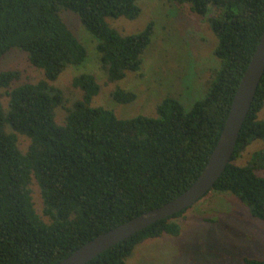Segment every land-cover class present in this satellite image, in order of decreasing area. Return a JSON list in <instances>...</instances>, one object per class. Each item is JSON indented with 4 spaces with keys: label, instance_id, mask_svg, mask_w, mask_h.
<instances>
[{
    "label": "trees",
    "instance_id": "16d2710c",
    "mask_svg": "<svg viewBox=\"0 0 264 264\" xmlns=\"http://www.w3.org/2000/svg\"><path fill=\"white\" fill-rule=\"evenodd\" d=\"M138 1L0 0V65L6 53L20 49L30 65L43 70L42 78L17 85L19 69L0 71V264H55L95 236L176 197L205 166L264 29V0H168L188 3L216 37L213 54L220 66L190 109L167 96L156 106V117L119 118L111 109L91 105L100 90L92 73L73 76L71 86L81 95L69 102L55 82L68 66L85 60L87 48L61 11L74 12L97 38L107 83L139 72L151 44V22L123 34L107 21L137 18ZM110 96L118 103L136 98L122 87ZM263 107L264 72L233 155L209 192L233 194L264 223V176L258 173L264 169V146L245 164L236 162L254 140L264 143V119L258 116ZM57 108L65 112L63 124L56 121ZM23 136L25 148L20 146ZM187 209L137 231L86 264H127L145 240L178 236L176 219ZM243 261L264 264V257L244 256Z\"/></svg>",
    "mask_w": 264,
    "mask_h": 264
},
{
    "label": "rangeland",
    "instance_id": "374dc122",
    "mask_svg": "<svg viewBox=\"0 0 264 264\" xmlns=\"http://www.w3.org/2000/svg\"><path fill=\"white\" fill-rule=\"evenodd\" d=\"M138 5L141 12L137 18L110 17L107 21L123 34L153 24L151 44L143 53L141 70L127 72L125 78L107 83L100 67L97 38L74 12L61 11L64 21L87 48L85 60L68 66L55 82L64 89L69 102L81 95L80 89L71 86L73 76L81 73L94 74L100 84L91 105L111 109L119 118L156 117V106L167 96L178 99L188 110L205 95L213 71L220 66L213 54L216 37L207 21L192 12L188 3L139 0ZM13 68L21 71L20 79L13 85L43 77V70L30 65L20 49H13L2 59L0 71ZM117 87L132 90L136 98L130 103L114 101L110 93ZM2 102L6 104L5 96ZM64 115V110L56 109L59 124L64 123ZM258 116L264 119V107ZM26 144L27 138L21 137V148ZM263 146L261 140H254L236 162L245 164ZM258 173L264 176V169ZM32 191L35 206L41 212V196L35 183ZM176 220L181 226L178 236L165 234L145 240L128 257L127 264H245L244 256L264 257V223L229 192H209Z\"/></svg>",
    "mask_w": 264,
    "mask_h": 264
},
{
    "label": "water",
    "instance_id": "95a60500",
    "mask_svg": "<svg viewBox=\"0 0 264 264\" xmlns=\"http://www.w3.org/2000/svg\"><path fill=\"white\" fill-rule=\"evenodd\" d=\"M264 72V29L239 81L217 142L198 177L182 193L85 242L55 264H86L92 258L150 224L191 207L204 197L230 161L240 128Z\"/></svg>",
    "mask_w": 264,
    "mask_h": 264
}]
</instances>
